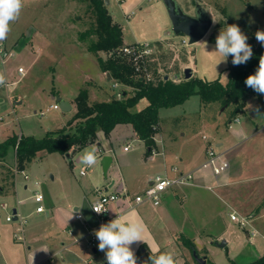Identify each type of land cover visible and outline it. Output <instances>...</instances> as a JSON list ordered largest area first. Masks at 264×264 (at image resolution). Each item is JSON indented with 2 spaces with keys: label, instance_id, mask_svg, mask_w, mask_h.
<instances>
[{
  "label": "rangeland",
  "instance_id": "obj_1",
  "mask_svg": "<svg viewBox=\"0 0 264 264\" xmlns=\"http://www.w3.org/2000/svg\"><path fill=\"white\" fill-rule=\"evenodd\" d=\"M176 1L182 10L190 15H193L194 5L198 3L212 18V25L208 32L198 42L188 44L186 36L176 35L172 32L170 19L161 0H106L105 2L108 13L121 28L123 45L134 42L149 43L151 52L145 64L146 79L155 82L160 76H165L178 81L184 78L183 68L190 64L194 69L193 77L205 81L219 78L221 83L226 82L225 68L228 59L226 62L219 63L223 57L213 52L215 43L209 41V36L214 30L219 34L227 25H238L248 37L247 40L253 39L256 45L262 46L257 41L255 34L257 31H264V0ZM23 4L19 19L11 24V32L4 40L5 43L2 41V46L10 51L13 50V54L6 57L3 64L0 56V71L7 81H18L11 90H8L4 85L0 86V142L21 134L41 138L47 131L65 126L75 112L74 110L71 112L62 111L53 98L52 90L69 97H75L80 88L87 86L86 82L93 81L101 85V92L94 90L92 100L102 99L106 94L112 95L123 89L128 90L120 83L101 77L96 57L86 50L79 40L80 32L91 28L95 17L84 2L78 0H23ZM37 30L40 33V38L50 42L54 48L51 51H43L40 59L33 63L36 53H33L34 44L32 45V41L26 40L28 43L21 47L15 46L13 49H11V44L21 34L30 33L33 35ZM35 35V39L39 37L38 33ZM161 38L164 40L157 41ZM35 39H33L34 43ZM21 44L19 42V45ZM100 55L102 58L106 57L105 53H100ZM18 67H22L24 70V75L21 77L17 73ZM247 101L248 98L246 100L248 114L245 117L244 114H239L240 122L249 120L248 116L256 118L258 114H261L264 119V104L258 102L252 105L250 101ZM52 105H57V108L50 107ZM142 107L143 100L135 104L132 110L139 111ZM229 109L230 106H221L217 102H202L199 96L194 94L182 104L160 108L158 121L162 131L166 136H170V147L192 155L197 150H203L205 146L214 147L213 144L219 136L228 135L225 121L228 120ZM230 121H232L233 129L240 124L235 120ZM258 128H264L263 122L258 124ZM202 135L206 136V140L201 138ZM117 139V142L113 144V155L122 152V146L125 144L131 147L128 152L130 155L138 154V141L132 140L131 133L130 135L128 132L122 133L117 136ZM139 141L140 148L144 153L147 145L142 139ZM263 141V136H260L254 142L262 144ZM92 146H84L70 153L69 158L58 152H39L25 165L23 172L15 168L14 149L10 146L4 159L0 162V186L7 189L8 184L16 185L18 196L23 200V204L20 206L24 210L23 216L34 207L30 196L35 190L43 191V185L51 193L57 189L60 190L59 186L68 180L79 182L88 179L94 183V186L101 188L110 176V171L106 178L103 175L99 157L103 155L101 150H96V164L88 167L84 175L79 173L83 165L80 162V156L85 148ZM214 148L220 149L221 147ZM254 149L257 151L256 147ZM250 150L249 153H252L251 157L249 156L250 162L256 165H251V169L252 173H255L256 170L263 168V162H261L263 153L261 150L258 153L250 152ZM194 155V160L197 163L200 162L199 154ZM24 174L28 176V179L23 177ZM51 176H54V180ZM24 184L27 185L26 189L23 187ZM7 197L5 199L8 203L14 201L13 195ZM258 204V207L264 206V197ZM5 215L6 211L0 209V233L10 242L17 241L23 247L22 240H17L12 234L15 224L19 222L17 220L11 221L12 223L7 222ZM25 217L26 226H28L33 220ZM235 224L243 235V227ZM244 228L247 229L246 235L249 236H252L250 232L255 231L253 238L263 248L264 213L253 220V225L250 222ZM237 240L234 241L237 243ZM236 243L230 244V247L237 248L238 244ZM92 255L94 256L93 264H103L105 252L99 250ZM197 255L199 257L206 255L208 262L205 264H209V262L229 264L225 249L221 247H213L208 254L199 250ZM175 257L180 264H199L186 248Z\"/></svg>",
  "mask_w": 264,
  "mask_h": 264
},
{
  "label": "crops",
  "instance_id": "obj_2",
  "mask_svg": "<svg viewBox=\"0 0 264 264\" xmlns=\"http://www.w3.org/2000/svg\"><path fill=\"white\" fill-rule=\"evenodd\" d=\"M34 33H38L39 37L35 39V34L24 33L11 44V49H13L15 46L21 47L28 43L26 40L32 41V45L34 44L33 53H36L33 63L40 59L43 51H51L54 48L50 42L40 38L38 30ZM33 39H35V43ZM161 40L164 39L161 38L157 41ZM19 42L23 43L19 45ZM0 43L2 44V42ZM188 65L187 67L192 69L193 77L194 69L190 64ZM0 73L2 72L0 71ZM100 73L101 77L113 81L110 77L107 78L106 73L101 70ZM86 83H88L85 88L89 103L107 101L115 95V93L106 94L102 99L92 100L94 90L101 92V85L93 81ZM52 95L53 98L59 97L68 102L70 109L64 112L76 111L74 97L60 94L54 90H52ZM142 100L144 107L147 104L145 98L140 99L137 103ZM249 101L252 105L258 102L264 104V99L259 100L256 96L248 98L247 102ZM247 107L248 105H245L244 113H242L244 117L248 114ZM239 118L235 119V122L240 123L235 129L232 128V121H225L228 135L219 136L213 144L214 147H221L220 149L213 148L228 161V168L220 175H211L209 170L202 166L208 146H205L203 150L195 151L192 155L172 149L170 136H166L158 121L152 139L153 143L149 147V143H145L147 146H145L144 153L140 148L139 140L141 139L137 137L130 124L115 125L107 136L99 131L94 143L86 146L95 145L97 151L101 150L103 155L111 157L106 174H103L106 178L110 171V176L104 186L97 188L88 179L79 182L68 180L59 186L60 190L57 189V191L49 193L46 186L43 185V191H34H40L43 194V212L36 213L34 211L37 204L34 203L32 194L30 201L34 207L23 216L24 210L20 207L23 200L18 196L16 185L8 184L7 189L0 186V205L7 203L11 211L16 210L15 220L18 222L19 218L24 220L21 239L23 247L17 241L10 242L0 233V264H93L92 253L99 251V241L94 232L99 229L101 224H106L117 216L123 222L134 221L143 226L141 236L143 241L135 242L130 246L135 254L140 250L150 252L152 249L157 254L170 251L176 256L186 248L179 239L180 236H183L192 241L198 251H205V254L212 251L213 247L218 248L217 243L224 240L225 245L221 248L225 249L228 261L246 264L255 260L264 253V247L262 248L259 243L255 242L253 235H246L248 231L244 227L242 235L240 228L235 224L237 222L229 218V213L234 212L239 217H247L248 222H251L252 225L253 220L264 213V206H257L264 197V141L262 144L254 142L260 136H263L264 140V128H258L260 122H263L264 125V119L261 114H258L256 118L248 116L249 120L247 121L240 122ZM125 132H128L129 135L131 133L132 140L138 141L137 155L128 153L131 147L127 144L122 146V152L112 154L114 153L113 144L118 140L117 136ZM143 141L145 142V140ZM125 146L129 147L124 150ZM72 150L69 151V155ZM249 150L253 153H258L261 150L263 153V160L260 158L263 162L261 171L256 170L255 173H252L251 165H256L250 162L249 158L252 153H249ZM194 154H199L200 162L197 163L194 160ZM173 167L176 171L172 170ZM21 171L23 172V170ZM156 175L169 177L182 175L185 178L182 183L166 189L157 205L149 201L133 204L131 197L142 192ZM51 178L54 180V176ZM23 187L26 189L27 185L24 184ZM123 191L127 193L128 197L120 196L109 204L107 214L97 215L91 210V204L99 192L118 193ZM9 195H13V202L6 201L5 198H8ZM0 209L2 208L0 207ZM78 214L81 216L80 218L76 217ZM25 216L33 220L28 226H26ZM18 226L19 223L15 224L14 230ZM235 239H238L237 243L234 241ZM234 243L238 244L237 248L230 247V244ZM190 254L192 256V253ZM103 264H107L105 256Z\"/></svg>",
  "mask_w": 264,
  "mask_h": 264
},
{
  "label": "trees",
  "instance_id": "obj_3",
  "mask_svg": "<svg viewBox=\"0 0 264 264\" xmlns=\"http://www.w3.org/2000/svg\"><path fill=\"white\" fill-rule=\"evenodd\" d=\"M78 1L84 2L95 16L91 28L80 32L79 40L86 50L94 54L100 70L108 73L113 81L122 84L128 90L123 89L124 94L121 91L116 92L107 101L89 103L87 89L80 88L74 97L76 111L65 126L47 131L41 138L22 134L7 138L0 142V161L4 159L7 149L12 146L15 167L23 170L39 152L65 154L72 149L78 150L94 143L99 131L107 136L117 124H130L138 138L151 139L149 147L153 143L160 108L182 104L191 95L196 94L202 102H217L221 106H230L228 120H235L244 112L247 98L256 96L261 100L264 96L245 84L246 78L255 73L259 59L264 55V46L256 45L253 39L246 41L253 51V56L248 62L233 65L232 56H228L225 83H221L219 78L205 81L192 76L178 81L160 76L153 82L146 79L143 72H136L131 59L119 52L123 45L122 31L108 13L104 0ZM218 35L214 30L209 36V41L215 43ZM100 53H105L106 57L102 58ZM142 98L146 99L147 104L141 110L133 111L134 105ZM179 239L190 253H199L192 241L183 236ZM203 252L205 254V251ZM135 255L137 264H145L146 261L150 264V252L140 250ZM204 258L208 262L205 256ZM229 261L230 264H237ZM246 264H264V253Z\"/></svg>",
  "mask_w": 264,
  "mask_h": 264
},
{
  "label": "clouds",
  "instance_id": "obj_4",
  "mask_svg": "<svg viewBox=\"0 0 264 264\" xmlns=\"http://www.w3.org/2000/svg\"><path fill=\"white\" fill-rule=\"evenodd\" d=\"M23 0H0V42L7 39L11 32V24L19 19L23 9ZM215 22V21H214ZM257 41L264 46V31L256 32ZM248 37L241 31L238 25H227L223 28L215 40V53H218L222 60L232 56L233 65H240L248 62L253 51L247 41ZM4 84V76L0 73V85ZM246 86L252 88L259 94H264V55L259 59V66L254 74H250L245 80ZM80 162L91 167L97 162L96 147L85 148L80 156ZM96 213L104 212L100 206H93ZM71 218V217H70ZM143 226L134 221L123 222L117 218L106 224H101L94 234L99 241L98 249L105 252L107 264H137V258L130 247L135 242L143 241L141 236ZM150 264H180L175 254L170 251L155 253L150 249ZM145 264H148L146 261Z\"/></svg>",
  "mask_w": 264,
  "mask_h": 264
},
{
  "label": "built area",
  "instance_id": "obj_5",
  "mask_svg": "<svg viewBox=\"0 0 264 264\" xmlns=\"http://www.w3.org/2000/svg\"><path fill=\"white\" fill-rule=\"evenodd\" d=\"M119 52L122 55L127 56L132 61V65L134 67V70L136 72H143L144 75H146V59L148 58L151 49L148 42H139V43H132V44H126L119 48ZM13 52L10 50H6L2 44L0 43V56H1V63L3 64L6 57L12 55ZM18 76L21 77L24 75V70L22 67L17 68ZM18 80L13 81H7L4 79V86L7 87V89H11L15 86L16 82ZM1 86V85H0ZM52 108H57V105L50 106ZM203 139H206V136L202 135ZM129 146H125L124 150H126ZM205 159L204 163L202 164L204 169L209 170V173L211 175H220L222 174L227 168H228V161L223 158V156L219 153H217L212 146H208L206 148L205 152ZM88 168V166L83 165L81 170L79 171L80 174H84L85 170ZM173 171H176L175 167L172 169ZM22 172V171H21ZM23 177L27 179V175L24 174ZM184 176L177 175L174 177H169L166 175H156L154 176L148 183V185L144 188V190L138 194L133 195L132 201L133 204H138L141 202L149 201L154 205H157L160 202V198L162 193L168 189L171 186L180 184L184 181ZM123 193V194H122ZM128 197L127 193L123 192H111V193H103L99 192L96 196V199L91 204V210L97 214V215H105L107 214V207L109 204L116 201L119 197ZM32 199L34 203L37 204L35 207V212H43L44 211V205H43V194L40 191H36L32 195ZM100 206L101 210L104 212L102 213H96L93 210V206ZM0 207L5 210L7 213L5 215V221L11 222L14 221V214L10 210L7 203H2ZM77 218H80L81 216L78 214L76 216ZM229 218L231 220H234L242 227H245V225L249 224L247 217H239L238 214L231 212L229 213ZM19 226L14 230L13 237L17 240L22 239V231H23V219L19 218ZM251 235H254V231L250 232ZM93 238V237H92ZM93 245V244H91Z\"/></svg>",
  "mask_w": 264,
  "mask_h": 264
},
{
  "label": "water",
  "instance_id": "obj_6",
  "mask_svg": "<svg viewBox=\"0 0 264 264\" xmlns=\"http://www.w3.org/2000/svg\"><path fill=\"white\" fill-rule=\"evenodd\" d=\"M165 6L167 15L171 22V30L176 35H184L187 37L188 44H193L201 40L206 33L208 32L210 26L212 25V18L208 15L206 10L198 3L195 4L193 15L185 13L176 0H161ZM106 0L104 1V3ZM107 78H109V74L106 73ZM183 77L188 79L191 77V69L189 67L183 68ZM124 94V91H121ZM264 99V96H262ZM58 103V107L62 111H66L70 109L69 104L65 100H61L59 97L55 98ZM151 139H146L145 143H150ZM75 150L73 149L71 153ZM65 156L69 158V152L65 153ZM111 157L108 155H103L101 157V169L103 174H106L108 165L110 164ZM15 209L12 210V213L15 216ZM219 247H223L225 245L224 240H220L217 243ZM192 257L199 263L205 264L206 260L203 257H199L195 252H192Z\"/></svg>",
  "mask_w": 264,
  "mask_h": 264
},
{
  "label": "flooded vegetation",
  "instance_id": "obj_7",
  "mask_svg": "<svg viewBox=\"0 0 264 264\" xmlns=\"http://www.w3.org/2000/svg\"><path fill=\"white\" fill-rule=\"evenodd\" d=\"M194 7H195V5H194Z\"/></svg>",
  "mask_w": 264,
  "mask_h": 264
}]
</instances>
